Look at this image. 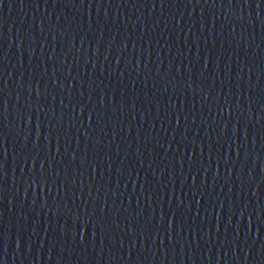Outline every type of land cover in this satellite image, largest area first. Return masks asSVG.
I'll list each match as a JSON object with an SVG mask.
<instances>
[{"label":"water","instance_id":"water-1","mask_svg":"<svg viewBox=\"0 0 264 264\" xmlns=\"http://www.w3.org/2000/svg\"><path fill=\"white\" fill-rule=\"evenodd\" d=\"M0 264H264V0H0Z\"/></svg>","mask_w":264,"mask_h":264}]
</instances>
